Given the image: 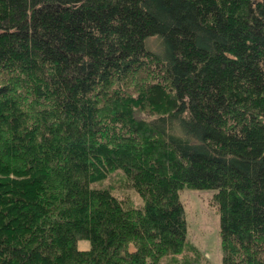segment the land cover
<instances>
[{
  "label": "trees",
  "instance_id": "16d2710c",
  "mask_svg": "<svg viewBox=\"0 0 264 264\" xmlns=\"http://www.w3.org/2000/svg\"><path fill=\"white\" fill-rule=\"evenodd\" d=\"M183 187L264 264V0H0V264L173 258Z\"/></svg>",
  "mask_w": 264,
  "mask_h": 264
},
{
  "label": "rangeland",
  "instance_id": "374dc122",
  "mask_svg": "<svg viewBox=\"0 0 264 264\" xmlns=\"http://www.w3.org/2000/svg\"><path fill=\"white\" fill-rule=\"evenodd\" d=\"M148 50L160 54L158 41L152 38L146 42ZM122 91L127 92L126 87ZM139 111H146L139 109ZM111 189V192L120 198H130L134 203L138 202L135 194L128 190L120 177L119 172L112 173L102 182ZM214 189H191L183 187L178 191V198L184 212L186 224V246L177 256L163 257L158 264H177L180 258L190 257L195 254L199 257L198 264H221V252L218 237V212L210 200ZM78 249L88 248L87 240L76 242Z\"/></svg>",
  "mask_w": 264,
  "mask_h": 264
}]
</instances>
